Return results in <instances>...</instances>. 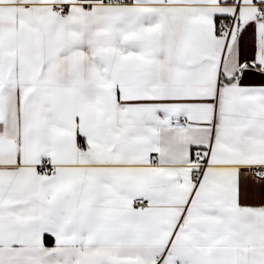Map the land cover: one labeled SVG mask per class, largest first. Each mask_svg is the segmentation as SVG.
Masks as SVG:
<instances>
[{
	"label": "snow or ice",
	"instance_id": "6c2138e0",
	"mask_svg": "<svg viewBox=\"0 0 264 264\" xmlns=\"http://www.w3.org/2000/svg\"><path fill=\"white\" fill-rule=\"evenodd\" d=\"M0 264H264V0H0Z\"/></svg>",
	"mask_w": 264,
	"mask_h": 264
}]
</instances>
